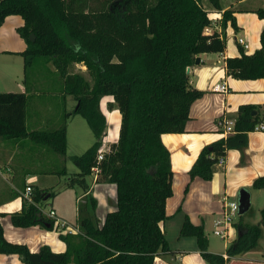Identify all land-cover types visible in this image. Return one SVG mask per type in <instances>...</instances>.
Listing matches in <instances>:
<instances>
[{
  "label": "trees",
  "instance_id": "obj_1",
  "mask_svg": "<svg viewBox=\"0 0 264 264\" xmlns=\"http://www.w3.org/2000/svg\"><path fill=\"white\" fill-rule=\"evenodd\" d=\"M210 1L222 8L220 0ZM257 13L264 19V4ZM12 14L24 19L18 32L28 43L22 52L26 79L30 71L44 70L57 77L64 93L78 103L72 112L64 111L57 128L28 131L27 93L0 92V136H30L66 158L67 120L73 113L81 114L95 142L82 154L70 156L79 171L70 176L68 186L79 185L87 192L86 178L97 165L96 181L116 184L117 205L100 223L97 200L86 195L78 207L80 232L60 234L67 245L64 252L53 251L49 245L32 251L26 243L10 241L0 222V253L17 254L24 264H154L157 255L171 251L161 224L168 218L174 173L162 134L186 131L191 106L204 93L191 85L188 68L201 53L223 52L225 32L205 31L212 20L203 0H0V25ZM228 22L238 29L231 8L223 13V31ZM261 43L251 54L240 46V55L227 57L228 73L242 79L264 77V29ZM78 63L86 66L89 76L75 71ZM106 95L114 97L122 119L118 141L99 161L108 126L100 106ZM257 109L258 105H241L235 130H254L260 123L258 114H253ZM232 139L205 146L189 170L190 179H212ZM253 187L264 189V174L254 180ZM59 192L32 188L33 203L27 210L11 213L12 223L53 229L55 221L44 213L43 205ZM250 211L239 214L233 223L237 236L227 247L230 257L255 248L264 236V207L259 223L246 220ZM182 233L197 236L208 264H227L223 254L208 250L203 226L187 217Z\"/></svg>",
  "mask_w": 264,
  "mask_h": 264
},
{
  "label": "crops",
  "instance_id": "obj_2",
  "mask_svg": "<svg viewBox=\"0 0 264 264\" xmlns=\"http://www.w3.org/2000/svg\"><path fill=\"white\" fill-rule=\"evenodd\" d=\"M244 1L246 0H237L236 2ZM229 7L230 4L210 10L212 24L205 31L207 33L218 31L222 35L224 32L230 31L234 34L235 40L236 36L243 35L250 41L249 51L259 49L262 46L261 33L264 29V19H260L254 14H240L233 4L231 9L234 10L237 18L238 29L231 30L227 24L223 31V13ZM23 24L24 19L21 15L12 14L7 16L0 25V92L27 93L26 126L28 131L54 129L62 123L64 111L72 112L78 102L73 95L64 93L63 85L57 77L51 74L47 75L44 70H40L33 77L26 79L25 58L22 52L26 50L28 43L18 32V28ZM237 44L239 47L241 46L238 42ZM238 55L240 52L235 49L232 43L226 45L223 52H206L198 55L200 61L190 66L188 72L191 85L204 93L191 106L185 132L162 134V140L171 152L174 173L173 195L167 201V215L174 216L183 211L186 214L184 218L189 217L192 223L203 226L204 229L208 223V218L205 215H214L213 221L215 222L222 213L225 197L231 198V194L235 195L236 191H240L242 188H247L251 192L250 187H253L254 180L264 174V131L238 132L234 130L231 133H225L223 128L218 125V121L222 117L232 118L236 121L239 107L243 104L258 105L259 109L254 110L253 114H258L259 122L264 124V77L242 79L230 75L227 71L226 59ZM224 82L228 85V92L221 93L213 90L215 84ZM44 86L51 87L47 91L48 93L41 92V89L45 88ZM100 106L108 121L102 142V148L107 149L119 139L122 114L112 95L102 97ZM77 114H71L67 124ZM230 136L233 137V145L228 149L224 157L225 161L218 162L213 178L206 180L196 177L191 180L189 170L201 150L205 146ZM94 142L95 140L88 142V146L84 145L85 150ZM69 145L70 129L67 126V153ZM82 151L73 152L71 155L82 154L84 152ZM65 160L64 155L33 140L30 136L21 138L0 136V222L8 240L26 243L32 251H38L43 245H49L56 252L66 251L67 245L55 227L50 229L39 224L18 227L12 223L10 215L23 208L27 210L29 204L33 203L30 194L26 191L28 185H31L33 189L40 188L50 191L55 190L54 184L52 180L47 181V178L56 177L58 182L55 185L62 182L63 177L69 180L70 176L67 177L69 173L66 165L62 166ZM65 170L66 173L63 172ZM96 179L97 176L94 175L92 180L87 181L89 184L87 192H84L82 187L78 190L77 185L68 186V180L62 182L66 184L65 187L63 186L64 188H77L78 190L76 225H80L78 207L85 201L86 195L91 194L96 198L95 212L100 223L103 222L109 211L116 208V184L106 181L98 182ZM176 187H180L178 191H182V200H172ZM53 199L54 197L49 198L43 205L46 215L52 208L56 213L58 212L53 207ZM49 204L51 207L45 211ZM167 220L169 218L161 224L164 232ZM246 220L254 223L247 216ZM236 236L237 231L233 225L230 229L229 242L225 243L226 248ZM185 238L192 239V241L190 240L191 246L181 240L177 242L175 248L169 244L171 251L157 255L154 264H208L201 254L197 239L187 237L183 239ZM208 250L223 255L227 251V249L225 251L212 250L209 245ZM238 255L231 256L230 258L234 260H228L227 264H264V257L260 259L237 258ZM19 258L20 256L17 254H7L6 257H0V262L19 263Z\"/></svg>",
  "mask_w": 264,
  "mask_h": 264
},
{
  "label": "rangeland",
  "instance_id": "obj_3",
  "mask_svg": "<svg viewBox=\"0 0 264 264\" xmlns=\"http://www.w3.org/2000/svg\"><path fill=\"white\" fill-rule=\"evenodd\" d=\"M236 1L237 0H220L221 7L230 4V7H229V9H230L233 7V4H235V8H237L238 13H240V14L249 13V14H254V15L259 17V15L257 13V9L261 6H263V4H264L263 0H246L244 2H239V3H237ZM203 4L208 11L216 8L212 5L210 0H203ZM260 19H262V18H260ZM236 21H237V18H236ZM237 25H238V21H237ZM228 26H229V28H231V30L235 29V27L232 25L231 22H228ZM238 33L240 34V32H238ZM225 36L227 38V45L232 43L234 45L235 49L236 50L238 49V51L240 52V47L234 38V34L231 33L230 31H227V33H225ZM246 40L250 44V41L248 39H246ZM255 50H257V49H254L252 51L246 50L244 52L251 54ZM35 71L36 70L30 71L28 77L29 78L33 77L39 70L36 72ZM75 71H86V66L83 65L82 63H78L75 65ZM85 73L87 76H89L87 71ZM50 88L51 87L47 86V87L41 89V92L48 93L47 91H49ZM59 119H60V117H59ZM67 126H68V129H70V145H69L67 156L65 158L66 160L64 161V163H62V166L64 167L66 165V168L68 169V173H69L67 175V177H68V176L73 175V173H75L79 169L72 162V160L70 159L69 156L71 154H73V152L79 153L80 150L85 151V148H86L85 146H88V144H89L88 142L94 141L95 136H94V133H93L92 129L90 128L87 120L81 114H77L73 120L68 122ZM215 168H217V164L215 165ZM94 175H95V172L88 175L87 181L92 180L94 178ZM55 178L56 177H52L49 179L47 178V181L52 180V182L54 184V189L57 191H60L53 199V207L58 210L59 214H61V215L58 214L59 216L65 218L69 223L76 225L77 224V220H76V218H77V193H78V190L82 189V188L79 185H77L78 190H77V188H64L65 187L64 185H66V184H64L62 182H64V181L66 182V180H68V179H65L64 177H63L62 182H59L55 185V183L58 182V180ZM250 189L252 190L251 191L252 192V207H251V211L249 213H247L246 216L248 217L249 220H252V222L259 223L258 221H260L262 219V208L264 207V189L263 188H255V187H250ZM178 190H180V187L179 188L176 187L175 194L172 198L173 201L182 200V191H178ZM238 194H239V191H236L235 195L231 194L230 199H236L237 200ZM194 204H195V202H194ZM50 207H51V204H49L46 207L45 211H48L49 210L48 208H50ZM194 208L197 209L196 206H194ZM181 210H183V209H181ZM185 215L186 214L183 211L178 213L177 215H174V216L168 215L169 220H167V222L165 224V234H166L167 240L169 241L170 246L173 248L176 247L177 242L179 240L187 243L188 246L189 245L191 246L190 240L192 241V239H189V240L186 238L183 239L184 237L197 239L196 235H187V234L182 233V228H183V224H184L183 220L186 219V218H184ZM205 216L208 218L207 219L208 223L206 224V228L204 229L205 235H206L207 239L209 240L208 245L210 246V248L212 250L225 251L227 249L225 246V243L229 242V240L223 239L222 237H220L219 235H216L214 233V229H215L214 224H213V222H214L213 216L214 215H205ZM238 218H239V216L236 218V220H238ZM55 228H56V226H55ZM57 231H59L60 233H63V231H61L60 229H57ZM263 252H264V236L259 240V243L255 248L250 249L248 251H245L243 253H240V255L237 254L238 256H236V257L237 258L251 257L254 259L255 258L260 259V258L264 257ZM6 256H7V254L0 253V257H6ZM227 256H228L227 258L230 261L234 260V259L230 258L229 255H227ZM14 257H18V256H14ZM18 261H19V263L16 262L14 264H20V263L24 264V262L21 258H19ZM0 264H7V262H5V261L0 262Z\"/></svg>",
  "mask_w": 264,
  "mask_h": 264
},
{
  "label": "built area",
  "instance_id": "obj_4",
  "mask_svg": "<svg viewBox=\"0 0 264 264\" xmlns=\"http://www.w3.org/2000/svg\"><path fill=\"white\" fill-rule=\"evenodd\" d=\"M247 38L243 35L236 36L237 42L243 47L244 51L248 50L250 47V44L246 40ZM213 90L226 93L228 92V85L224 83H217L213 86ZM218 125L223 128V131L225 133H231L235 130V119L228 118V117H222L218 121ZM255 131H264V124L260 123L255 125L254 127ZM104 151L106 149L101 148L99 154H98V160L103 159ZM225 161L224 157H221L219 159L220 163H223ZM93 171L95 172V175H98V172H100L99 166H94ZM32 190L31 185L27 186V193L30 194ZM49 217H52L55 221V226L57 229H60L63 231V233H78L80 232L79 225H72L65 219H62L59 217L56 213V211L52 208L48 212ZM239 216V201L235 199H230L229 197H225L224 203H223V210L221 215L215 220L214 222V233L216 235H219L223 239H228L230 237V229L233 226L234 221ZM224 256L227 258V253L224 254Z\"/></svg>",
  "mask_w": 264,
  "mask_h": 264
},
{
  "label": "water",
  "instance_id": "obj_5",
  "mask_svg": "<svg viewBox=\"0 0 264 264\" xmlns=\"http://www.w3.org/2000/svg\"><path fill=\"white\" fill-rule=\"evenodd\" d=\"M30 38L32 41L35 40V35L34 33H32L30 35ZM200 61V58H197L196 62H199ZM190 70V67L188 68V71ZM255 111H253L254 113ZM238 201H239V214H244L246 213L251 205H252V202H251V192L247 189V188H242L240 189L239 191V195H238ZM41 214V212L39 213V215ZM50 225V224H48Z\"/></svg>",
  "mask_w": 264,
  "mask_h": 264
}]
</instances>
